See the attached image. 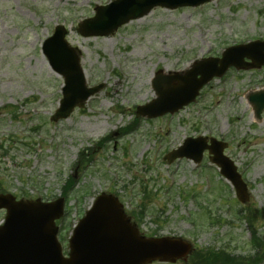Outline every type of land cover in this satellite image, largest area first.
Masks as SVG:
<instances>
[{"label": "rangeland", "instance_id": "1", "mask_svg": "<svg viewBox=\"0 0 264 264\" xmlns=\"http://www.w3.org/2000/svg\"><path fill=\"white\" fill-rule=\"evenodd\" d=\"M112 1L0 0V180L4 189L19 198L52 201L61 196L66 180L76 176L78 185L70 192L66 215L59 222L65 249L93 199L113 191L147 235L182 237L194 245L187 261L176 264H213L217 257L212 261L207 250L224 248L236 257L255 259L263 250L253 247L255 231L245 218L248 208L264 209V113L257 121L246 97L264 88V67L230 69L203 90L194 106L173 118L141 123L130 135L122 136L119 130L133 117L117 107L151 100V81L159 68L187 71L196 60L221 57L227 47L264 40V0L156 8L111 36L80 35V22L94 17L97 6ZM57 25L66 26L68 40L82 50L89 84L106 87L87 107L55 123L51 117L62 99L64 81L50 69L42 45ZM110 133L115 134L111 143L99 147L96 142ZM200 135L229 143L226 155L249 184V204L239 203L207 155L199 167L186 160L171 165L164 161L167 151L186 137ZM145 140H157V149ZM114 145L121 150L113 151ZM88 148L95 150L96 159L92 155L86 170L77 168L80 152ZM140 206L142 211L146 206L143 213ZM4 217L0 212V221ZM255 229L263 238L264 219L257 218ZM259 264H264V256Z\"/></svg>", "mask_w": 264, "mask_h": 264}, {"label": "water", "instance_id": "2", "mask_svg": "<svg viewBox=\"0 0 264 264\" xmlns=\"http://www.w3.org/2000/svg\"><path fill=\"white\" fill-rule=\"evenodd\" d=\"M206 1L208 0H147L140 4L138 0H119L109 6L98 8L96 17L85 21L80 31L86 36L107 35L129 20L140 18L155 5L177 7L198 5ZM65 34L62 27L57 28L55 36L47 40L44 45V53L52 68L66 80V86L63 88L64 99L53 118L55 121L68 118L77 106L84 107L90 95L98 90L86 88L84 74L79 65L80 52L71 49L64 42ZM249 46L246 49L254 55L249 57L257 66L264 64V43H254ZM246 55L250 53L242 54L241 61ZM233 62L236 64L227 58L223 60L217 74L223 75L232 64L239 68L255 65L241 66L242 62L239 63V60ZM199 73L202 74L201 80L193 83L192 79L195 78L193 75L189 78L187 86L178 91H159L163 100L170 95L183 92L179 95L182 96L188 92L185 89L189 88L190 98L193 99L213 74L204 73L202 68ZM155 88L158 90L157 84ZM250 101L257 115L260 116L264 110V92L251 95ZM158 109L154 104L145 111L152 112ZM211 144L208 146L207 140L204 139L189 140L185 150L182 149L173 156L186 154L199 160L204 149H209L214 155L212 161L223 166L222 174L232 181L239 199L242 202L248 201L246 186L232 162L223 155L226 145L215 140H211ZM192 147L195 149L191 150ZM1 208L8 210V216L5 225L0 227V264H147L153 260L174 263L186 253L183 251L184 244L181 241L142 237L124 214L122 205L112 196L99 197L86 217L81 220L71 241L70 259L62 258L55 238L57 228L54 221L62 214L63 200L54 204H43L40 200L16 202L10 195H0Z\"/></svg>", "mask_w": 264, "mask_h": 264}, {"label": "trees", "instance_id": "3", "mask_svg": "<svg viewBox=\"0 0 264 264\" xmlns=\"http://www.w3.org/2000/svg\"><path fill=\"white\" fill-rule=\"evenodd\" d=\"M215 256H216V255H213V256L211 257L212 260H214ZM220 258H221V257L217 256V260H219ZM217 260H216V261H217Z\"/></svg>", "mask_w": 264, "mask_h": 264}]
</instances>
